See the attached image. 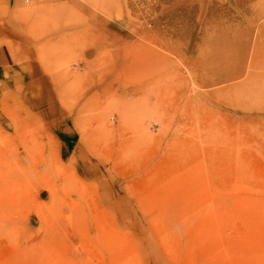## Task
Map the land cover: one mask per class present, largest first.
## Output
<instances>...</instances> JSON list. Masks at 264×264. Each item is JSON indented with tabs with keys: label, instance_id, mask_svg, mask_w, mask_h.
I'll return each mask as SVG.
<instances>
[{
	"label": "rangeland",
	"instance_id": "rangeland-1",
	"mask_svg": "<svg viewBox=\"0 0 264 264\" xmlns=\"http://www.w3.org/2000/svg\"><path fill=\"white\" fill-rule=\"evenodd\" d=\"M0 264H264V0H0Z\"/></svg>",
	"mask_w": 264,
	"mask_h": 264
},
{
	"label": "crops",
	"instance_id": "crops-1",
	"mask_svg": "<svg viewBox=\"0 0 264 264\" xmlns=\"http://www.w3.org/2000/svg\"><path fill=\"white\" fill-rule=\"evenodd\" d=\"M0 32H2L1 29ZM14 63V55L11 50L7 46H4V44L0 45V70L9 69Z\"/></svg>",
	"mask_w": 264,
	"mask_h": 264
}]
</instances>
